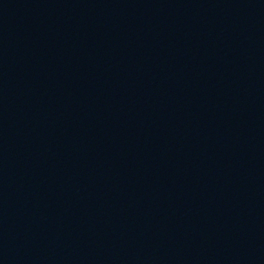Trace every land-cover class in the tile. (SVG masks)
<instances>
[{"label":"water","instance_id":"water-1","mask_svg":"<svg viewBox=\"0 0 264 264\" xmlns=\"http://www.w3.org/2000/svg\"><path fill=\"white\" fill-rule=\"evenodd\" d=\"M0 264H145L53 0H0Z\"/></svg>","mask_w":264,"mask_h":264}]
</instances>
